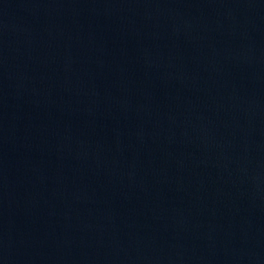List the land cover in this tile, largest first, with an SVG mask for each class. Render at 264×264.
Segmentation results:
<instances>
[{"label":"water","instance_id":"1","mask_svg":"<svg viewBox=\"0 0 264 264\" xmlns=\"http://www.w3.org/2000/svg\"><path fill=\"white\" fill-rule=\"evenodd\" d=\"M0 264H264V0H0Z\"/></svg>","mask_w":264,"mask_h":264}]
</instances>
